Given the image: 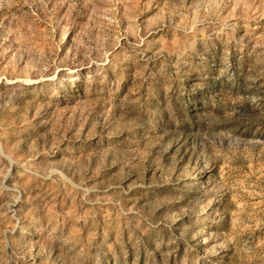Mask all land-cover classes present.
Listing matches in <instances>:
<instances>
[{"label": "rangeland", "instance_id": "374dc122", "mask_svg": "<svg viewBox=\"0 0 264 264\" xmlns=\"http://www.w3.org/2000/svg\"><path fill=\"white\" fill-rule=\"evenodd\" d=\"M0 264H264V0H0Z\"/></svg>", "mask_w": 264, "mask_h": 264}]
</instances>
